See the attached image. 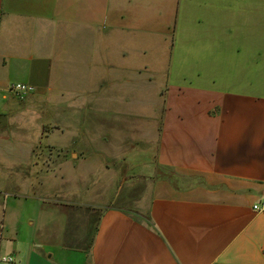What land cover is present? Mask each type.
I'll return each instance as SVG.
<instances>
[{"label": "crops", "instance_id": "0c3cea01", "mask_svg": "<svg viewBox=\"0 0 264 264\" xmlns=\"http://www.w3.org/2000/svg\"><path fill=\"white\" fill-rule=\"evenodd\" d=\"M260 17L264 0H0V145L19 116L60 148L43 172L31 142L0 147V264H264V93L218 69L248 61ZM137 61H169L150 108ZM76 171L98 179L80 200L46 196Z\"/></svg>", "mask_w": 264, "mask_h": 264}, {"label": "rangeland", "instance_id": "374dc122", "mask_svg": "<svg viewBox=\"0 0 264 264\" xmlns=\"http://www.w3.org/2000/svg\"><path fill=\"white\" fill-rule=\"evenodd\" d=\"M259 26L263 27V34H260V39H259V45L256 47L257 49H251L248 52H244V58H247L248 61H234L235 65L229 66V65H218V69L224 72V74H232L233 78H235V85H241L239 87L240 90H244L247 92H257V93H264V17H260L259 20ZM137 62H145L149 64L152 68V71H155V76L156 79H154V83H151L146 91L143 93V96L139 97L137 104V107L141 108H150L153 107L157 104L158 99L154 98V93L156 92V89L163 85L164 82L160 81L158 78V68L165 66L168 64L169 61H137ZM171 64H175V61H171ZM13 82H24L25 78L24 77H17V79H13ZM12 82V83H13ZM206 84L212 85L213 83L208 82ZM19 100V99H18ZM48 109V108H47ZM36 114H26L24 117L25 118H31L34 117ZM38 115V114H37ZM36 115V116H37ZM49 115L45 113H41L38 115V123H41V126L43 124H47L46 118H48ZM22 118V117H20ZM18 116L16 121H11L10 119H5L3 122H1L2 125H4L5 131L3 134V138L1 139L4 140V143L0 145V147L3 149L5 148L4 152L9 151L10 155H13L14 153H22V149H19V151L14 150L13 148H18L19 145L21 144V140H24V142L28 143L31 142V149H32V156L33 160L38 161L37 164V169L41 167L43 172L46 171H53L55 162L53 159H55L56 154L59 153V149L54 147L51 143V137L50 134L48 133L47 136H41L40 130L36 131L34 125H31V128H28L30 123H27L26 121L21 120ZM26 119V120H27ZM37 124V123H36ZM9 126V127H8ZM8 127V129H6ZM45 127L43 126V129ZM29 129V130H28ZM24 138V139H22ZM8 140V141H7ZM8 146H7V145ZM63 149L65 147H62ZM7 149V150H6ZM7 153H4V155ZM30 157V155H29ZM48 159V165L46 163H43L41 161ZM52 160V161H51ZM31 162V160H30ZM29 162V163H30ZM33 163V162H32ZM50 166V167H49ZM67 171V170H66ZM80 170H78L79 172ZM77 171L73 175V179L70 176V180H67L65 185V188L67 189L66 192H60L54 195H51L49 193L46 194L47 197H56L59 199H65V200H80L82 197V192L85 190V184H90V182L97 181V177H95L96 173H93L90 177H86V174L82 173L81 177L77 176ZM81 173V172H79ZM4 176L0 173V178ZM7 178V175H5ZM4 178L7 183H9L8 179ZM12 181L14 178H11ZM68 186V188H67ZM13 187V186H12ZM1 186V181H0V190ZM4 190V189H3ZM112 190H110V194ZM110 194L108 196H110ZM91 200L94 201L95 195H90Z\"/></svg>", "mask_w": 264, "mask_h": 264}, {"label": "built area", "instance_id": "2783aa9c", "mask_svg": "<svg viewBox=\"0 0 264 264\" xmlns=\"http://www.w3.org/2000/svg\"><path fill=\"white\" fill-rule=\"evenodd\" d=\"M8 89L15 97L19 99H23L28 94L33 93L35 90V87L29 83L13 82L9 84ZM253 209L257 212H263L264 211V200L258 204L253 205ZM0 260L11 262L12 257L11 256H0Z\"/></svg>", "mask_w": 264, "mask_h": 264}]
</instances>
